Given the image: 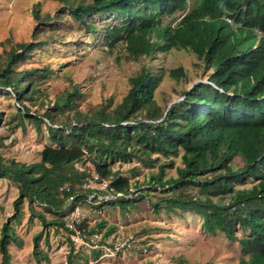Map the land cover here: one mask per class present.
Returning <instances> with one entry per match:
<instances>
[{"label": "trees", "instance_id": "1", "mask_svg": "<svg viewBox=\"0 0 264 264\" xmlns=\"http://www.w3.org/2000/svg\"><path fill=\"white\" fill-rule=\"evenodd\" d=\"M39 7L38 2L37 16ZM70 8L82 22L94 12L116 13L122 20L106 27V38L112 45L125 43L133 58L172 48L189 49L212 71L208 81L195 82L181 99L162 108L155 98L160 75L144 67L131 78V88L112 110L106 105L90 112L77 109L70 124H48L56 145L44 146L39 161L4 162L0 155V176L19 186L16 211L24 198L57 213L69 198L87 197L75 192V184L82 183L87 173L69 166L88 154L97 181H109L107 187L118 194L107 203L126 212L138 208L139 200L146 198L155 213L162 209L194 212L202 218L205 231L239 240L243 255L238 264H264V0H93ZM178 12L183 14L174 25L163 23L164 16ZM20 47L22 52L10 54L3 75L30 55V44ZM24 74L31 72L25 71L13 81L6 74L3 81L17 89L20 100L31 92L26 79L19 87ZM169 74L179 79L185 69L178 66ZM77 94L74 89L61 99V112L75 108ZM180 150L184 166L178 167V176L165 178L174 161L162 162L138 194L131 191L129 178L112 166L118 160L139 157L145 161L153 153L170 156ZM238 155L244 164L235 168L233 160ZM249 178L256 180L251 187H236ZM186 188L197 191L189 194L184 192ZM89 191L95 192V198L102 192ZM151 192L158 193L156 200ZM38 215L44 225L53 222L43 213ZM240 229L248 232L239 236ZM37 240L38 254L43 251ZM16 241L11 225L5 222L0 264H11L9 244ZM68 264H75L71 257Z\"/></svg>", "mask_w": 264, "mask_h": 264}, {"label": "rangeland", "instance_id": "2", "mask_svg": "<svg viewBox=\"0 0 264 264\" xmlns=\"http://www.w3.org/2000/svg\"><path fill=\"white\" fill-rule=\"evenodd\" d=\"M92 1L0 0V155L4 162L39 161L44 146L56 145L48 124H70L77 109L90 112L106 105L112 110L131 88V78L144 67L160 75L155 98L162 108L181 99L183 91L195 82L209 80L212 69L189 49L172 48L133 58L125 43L110 44L106 27L122 20L116 13L94 12L82 22L71 12L70 5ZM38 2L39 16L35 13ZM182 14L164 16L163 23L174 25ZM21 43L31 45L30 55L3 75L10 54L23 51ZM178 66L184 67L185 75L175 79L169 71ZM25 71L31 74H24L19 87L26 79L31 92L20 100L15 95L17 89L3 81L6 74L13 81ZM74 89L78 93L75 108L61 112L58 103ZM182 155L183 150L170 156L153 153L149 156L152 161L135 157L118 160L112 166L129 178L131 191L138 194L162 162L173 159L174 165L166 169L165 178L177 177L178 167L184 166ZM243 164L241 155L233 160L235 168ZM72 167L87 173L82 183L75 184L76 194L87 197L65 199V208L57 213L46 211L43 204L31 203L28 198L16 211L19 186L9 177L0 176V238L5 222L17 237L9 244L11 264H68L70 257L75 264H238L243 255L239 240L205 231L202 218L194 212L162 209L155 213L146 198L139 200L138 208L126 212L119 205L107 203L118 194L106 186L109 181H97L88 154L69 169ZM255 182L253 178L245 179L236 187H251ZM89 189L102 192L95 198V192ZM196 191L184 189L189 194ZM150 195L156 200L158 193ZM39 213L53 222L44 225ZM247 232L240 229L238 235ZM36 238L42 253H36ZM1 257L0 251V262Z\"/></svg>", "mask_w": 264, "mask_h": 264}, {"label": "water", "instance_id": "3", "mask_svg": "<svg viewBox=\"0 0 264 264\" xmlns=\"http://www.w3.org/2000/svg\"><path fill=\"white\" fill-rule=\"evenodd\" d=\"M197 82H198V81H197ZM191 87H192V86H191ZM191 87H190V88H191ZM175 101H176V100L171 101V102L169 103V106L172 105V103H174Z\"/></svg>", "mask_w": 264, "mask_h": 264}, {"label": "built area", "instance_id": "4", "mask_svg": "<svg viewBox=\"0 0 264 264\" xmlns=\"http://www.w3.org/2000/svg\"><path fill=\"white\" fill-rule=\"evenodd\" d=\"M107 185H108V183H107ZM107 185H106V186H107ZM123 244H125V243H122V245H123Z\"/></svg>", "mask_w": 264, "mask_h": 264}]
</instances>
